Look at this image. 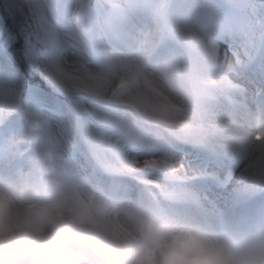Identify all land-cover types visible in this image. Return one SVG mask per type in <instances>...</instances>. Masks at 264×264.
I'll use <instances>...</instances> for the list:
<instances>
[{"label":"rangeland","instance_id":"1","mask_svg":"<svg viewBox=\"0 0 264 264\" xmlns=\"http://www.w3.org/2000/svg\"><path fill=\"white\" fill-rule=\"evenodd\" d=\"M29 2L35 27L28 34L26 56L51 90L66 85L81 94L75 100L78 109H89L96 121L85 114L78 124L71 104L39 86L26 88L25 78L9 52L11 37L4 32L0 19V176L23 179L29 173L33 177L38 174L31 156L17 143L26 127L24 120L13 115L5 122L6 113L18 105L21 111L28 109L46 119L47 132L58 143L56 163L67 174L79 175L97 186L115 182L121 195L119 186L123 184L135 196L146 187L145 181L158 179L154 171L141 169L143 175L133 178L109 176L104 168L115 164V156L120 153L141 161L167 154V162L179 161L176 167L182 165L188 176V180L177 183L195 185L199 190L196 197L203 198L188 207L179 206L180 210L209 216L222 214L232 222L230 216H236L238 221L244 220V225L258 218L264 211V197L235 191L222 174H216L207 150L179 146L161 125L143 121L136 110L138 104L149 103L170 117L163 119V124L173 131L192 122L190 106L171 91L168 76L160 69L166 62L176 64L194 58L186 41L199 35L197 29L220 35L219 51L222 58L227 56L231 72L228 76L233 81L232 87L229 81L209 86L212 92L205 106L211 112V127L222 133L230 120L243 117L247 110H264L262 0ZM170 2L173 4L169 6ZM159 3L169 6L163 20H158L152 11V6ZM221 4L227 7L226 12L221 11ZM50 73L59 83L53 82ZM89 87L96 92L88 91ZM204 126L207 128L209 122ZM140 128L151 134L154 146L142 150L130 147V131ZM86 135L90 137L89 150L84 143ZM217 143L222 141L217 138ZM147 187L158 194L154 186ZM178 198L191 201L193 195L180 193Z\"/></svg>","mask_w":264,"mask_h":264},{"label":"clouds","instance_id":"2","mask_svg":"<svg viewBox=\"0 0 264 264\" xmlns=\"http://www.w3.org/2000/svg\"><path fill=\"white\" fill-rule=\"evenodd\" d=\"M168 7L154 4L153 15L167 18ZM197 31L199 35L186 41L194 58L166 62L160 69L171 91L191 108L192 122L169 135L207 150L216 174L235 191L264 197V110H247L230 120L222 133L211 127V112L205 106L212 92L209 85L227 84L230 65L226 54L221 57L220 35ZM50 78L59 83L54 73ZM87 90L96 92L94 87ZM137 110L153 124L170 118L147 102ZM13 115L25 122L17 143L31 156L38 174L23 179L0 176V264H264V211L253 223L239 225L222 214L180 210L203 198L196 197L195 185L177 183L188 176L182 165L176 167L179 161L167 162V154L141 161L120 153L115 164L104 168L109 176L133 178L143 175L141 169L154 171L158 179L145 181L146 187L135 196L123 184L122 195L115 182L92 185L56 163L58 143L47 132L44 117L16 105L5 122ZM128 141L134 150L154 146L144 128L130 131ZM180 193H191L193 200L179 199Z\"/></svg>","mask_w":264,"mask_h":264},{"label":"trees","instance_id":"3","mask_svg":"<svg viewBox=\"0 0 264 264\" xmlns=\"http://www.w3.org/2000/svg\"><path fill=\"white\" fill-rule=\"evenodd\" d=\"M0 18L5 27V32L12 36L10 51L13 56V64L25 75L27 84H35L51 91V87L46 85L44 77L36 69L35 65L30 63L24 57L26 41L28 34L33 32L34 19L31 6L26 0H0ZM54 93L64 100L69 101L72 108L76 110L77 105L71 100L75 93L64 85L62 88L53 89Z\"/></svg>","mask_w":264,"mask_h":264},{"label":"bare ground","instance_id":"4","mask_svg":"<svg viewBox=\"0 0 264 264\" xmlns=\"http://www.w3.org/2000/svg\"><path fill=\"white\" fill-rule=\"evenodd\" d=\"M230 217L234 221V223L239 224V225H244V220L241 222V221H238L237 220L236 216H234V217L233 216H230Z\"/></svg>","mask_w":264,"mask_h":264}]
</instances>
